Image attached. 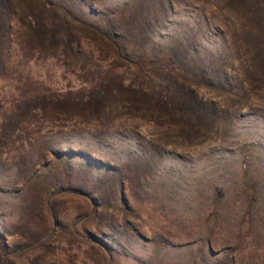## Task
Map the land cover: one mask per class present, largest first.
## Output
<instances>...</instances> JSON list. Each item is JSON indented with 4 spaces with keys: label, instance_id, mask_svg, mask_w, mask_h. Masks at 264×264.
Segmentation results:
<instances>
[{
    "label": "rangeland",
    "instance_id": "374dc122",
    "mask_svg": "<svg viewBox=\"0 0 264 264\" xmlns=\"http://www.w3.org/2000/svg\"><path fill=\"white\" fill-rule=\"evenodd\" d=\"M0 264H264V0H0Z\"/></svg>",
    "mask_w": 264,
    "mask_h": 264
}]
</instances>
